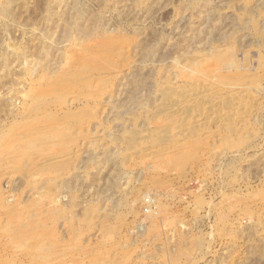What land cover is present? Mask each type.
Returning <instances> with one entry per match:
<instances>
[{
	"label": "rangeland",
	"instance_id": "rangeland-1",
	"mask_svg": "<svg viewBox=\"0 0 264 264\" xmlns=\"http://www.w3.org/2000/svg\"><path fill=\"white\" fill-rule=\"evenodd\" d=\"M0 264H264V0H0Z\"/></svg>",
	"mask_w": 264,
	"mask_h": 264
},
{
	"label": "bare ground",
	"instance_id": "bare-ground-1",
	"mask_svg": "<svg viewBox=\"0 0 264 264\" xmlns=\"http://www.w3.org/2000/svg\"><path fill=\"white\" fill-rule=\"evenodd\" d=\"M77 1V0H76ZM80 1V0H79ZM104 1V0H103ZM12 2V1H11ZM84 2V1H83ZM10 3V2H9ZM9 3H8V7L6 6V7H4L5 8V11L9 14V12L11 13V11H10V8H9ZM79 4H80V2H78ZM78 3H77V5H78ZM86 3V2H85ZM155 3V2H154ZM76 5V6H77ZM85 5V4H84ZM79 6V5H78ZM73 6H71V8H72ZM75 7V6H74ZM77 8V7H76ZM83 8H85V7H83ZM151 8V7H150ZM68 9H70V7L68 8ZM82 9V8H81ZM152 9V8H151ZM2 10V9H1ZM149 10V9H148ZM4 11V10H3ZM69 11V10H68ZM67 11V12H68ZM71 11H73V12H71ZM82 11H83V9H82ZM86 12V11H85ZM69 14H71V17L76 21V19H77V21H78V19H79V17H83L84 16V13L83 12H81V10L79 11V10H77V9H75V15L73 16V14H74V10H70V12H69ZM70 17V16H69ZM80 20V19H79ZM130 20V19H129ZM75 33V32H74ZM70 34H71V32H70ZM74 35V34H73ZM209 35V34H208ZM151 47V49L149 48L146 52L147 53H151V52H153V50L155 49L154 47L155 46H150ZM153 47V48H152ZM146 53V54H147ZM235 63V62H234ZM136 71H137V68H136ZM139 72V71H138ZM145 74V73H144ZM137 77V76H136ZM142 77H143V74H142ZM141 80H143V79H141ZM141 80H139V84L140 83H142V81ZM108 155V154H107ZM109 158V157H108ZM110 159V158H109ZM147 200V199H146ZM149 201V200H148ZM148 210V209H147ZM151 211V210H150Z\"/></svg>",
	"mask_w": 264,
	"mask_h": 264
}]
</instances>
